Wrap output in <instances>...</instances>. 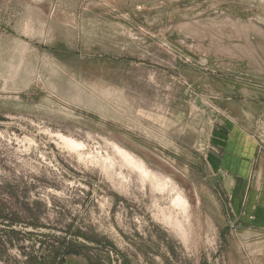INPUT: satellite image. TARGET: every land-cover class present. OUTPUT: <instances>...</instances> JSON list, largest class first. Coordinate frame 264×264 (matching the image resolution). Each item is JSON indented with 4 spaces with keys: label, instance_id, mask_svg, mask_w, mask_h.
I'll return each instance as SVG.
<instances>
[{
    "label": "rangeland",
    "instance_id": "obj_1",
    "mask_svg": "<svg viewBox=\"0 0 264 264\" xmlns=\"http://www.w3.org/2000/svg\"><path fill=\"white\" fill-rule=\"evenodd\" d=\"M231 120L264 154V0H0V264H264Z\"/></svg>",
    "mask_w": 264,
    "mask_h": 264
},
{
    "label": "crops",
    "instance_id": "obj_2",
    "mask_svg": "<svg viewBox=\"0 0 264 264\" xmlns=\"http://www.w3.org/2000/svg\"><path fill=\"white\" fill-rule=\"evenodd\" d=\"M247 119L252 121L254 117L253 113H246ZM232 125L230 133V145L236 147L237 160L236 167L239 168V172L244 170L248 177L255 169L261 181L264 180V154L257 155V143L253 135L250 133V126H243L238 121L231 120ZM242 157V158H241ZM242 174V173H241ZM263 183V182H261Z\"/></svg>",
    "mask_w": 264,
    "mask_h": 264
},
{
    "label": "bare ground",
    "instance_id": "obj_3",
    "mask_svg": "<svg viewBox=\"0 0 264 264\" xmlns=\"http://www.w3.org/2000/svg\"><path fill=\"white\" fill-rule=\"evenodd\" d=\"M60 137L63 140V142L71 149L77 150L79 152L80 150H82L84 148V144L82 142H79L78 140H76L72 137H68V136H65L63 134H61ZM115 150L122 156V158L129 165H131L134 169L139 171L142 174V177L152 181L153 184L157 188L164 189L167 186L166 182H162V183L158 182L156 175L153 174L148 169V167L146 166L144 161H142L141 159H137L133 153H131L130 151H128V150H126V149H124V148H122L116 144H115ZM174 203H176V205L182 206L184 209H186V207H187V201L180 194H178V196L174 200Z\"/></svg>",
    "mask_w": 264,
    "mask_h": 264
}]
</instances>
